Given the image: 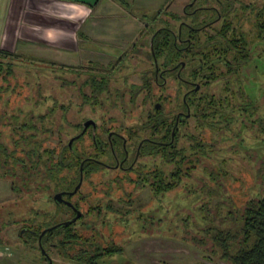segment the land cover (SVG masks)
<instances>
[{
    "label": "rangeland",
    "instance_id": "374dc122",
    "mask_svg": "<svg viewBox=\"0 0 264 264\" xmlns=\"http://www.w3.org/2000/svg\"><path fill=\"white\" fill-rule=\"evenodd\" d=\"M114 1L108 10L118 23L107 21L110 26L105 31L94 25L93 33H87L81 43L86 50L94 48L101 52V49L114 52L113 56L94 54L93 50L84 53L80 48L70 53L68 49L55 53L52 47V50L34 47L36 54L73 68L52 67L22 57L1 60L0 141L15 156L38 147L40 151L51 153L52 164L57 162L62 146L77 137L78 124L89 117L97 122V134L105 142L104 147L96 149L89 132L74 141L75 151L83 157L93 156L101 164L94 163L95 170L84 174L80 190L71 198L82 212L81 218L70 227L75 240L65 244L63 254L52 243L46 249L48 256L52 264H228L210 250L212 228L238 227L237 210L251 197L264 194V173L258 171L264 159V126L254 121L256 115L249 119L240 109L227 111L232 117L230 123L215 116L208 119L214 123L209 126L207 119L196 116L190 107V116L181 121L177 134V148H183L186 156L183 163L167 162L160 154L141 150L132 165L130 162L140 139L157 137L150 126L156 104H160L158 109L165 118L179 109L186 112L181 101L184 88L178 96L177 82L168 79L162 86L153 80L155 66L150 37L160 26L176 31L179 20L173 15L184 14L182 8L189 0ZM217 1L198 0V4L218 7ZM233 1L228 19L233 21L238 33L242 30L246 36L251 59L240 67L237 77L228 78L226 91L221 81L206 85L197 78L194 82L200 87L195 93L196 96L225 95L236 90L241 81L258 104L257 115L263 118L264 27L262 31L257 27L254 13L264 11V0ZM244 4L255 9L251 12L241 8ZM210 14L201 12L198 22L207 20ZM183 18L192 23L191 17ZM87 25H82L84 31L89 30ZM220 25L221 20L213 27ZM212 30L205 31L213 34ZM22 49L17 52L25 53ZM258 54H261L259 58ZM157 63L161 65L162 59ZM220 69L224 67L220 65ZM91 77L103 80L106 89L97 95L92 92L87 84ZM87 97L95 101L87 103ZM231 100L236 104L240 102ZM42 113L45 117L40 121L38 115ZM31 122L34 129L20 128L21 124ZM112 131L124 136L130 151V161L124 169L102 165L115 163L107 145ZM21 134L34 136L24 144L17 141L15 148L14 140ZM195 140L206 145L205 150L195 149ZM118 141L114 150L120 154L122 140ZM212 143L214 149L209 147ZM128 164L131 167L127 168ZM177 166L179 171L174 174ZM15 167L12 176L0 174V217L14 214L9 223L0 218V264H48L40 257L38 242L27 245L19 231L32 226L30 218L36 228L39 224L52 225L72 219V214L61 211L52 202L45 207L44 198H39L35 204L40 208L38 215H31L28 205L31 195H35L33 191H48L51 195L58 192L66 178L73 177L76 168L70 171L67 167L54 166L53 178L43 182L42 175L30 176L21 167ZM11 168L10 164L6 169L11 171ZM156 171L162 173L165 186L170 189L161 191L151 184L152 173ZM0 172H4L3 169ZM40 182L49 187L44 190ZM62 234L55 235L53 242H59ZM106 248L114 249L113 253L106 251L94 256V252Z\"/></svg>",
    "mask_w": 264,
    "mask_h": 264
},
{
    "label": "trees",
    "instance_id": "16d2710c",
    "mask_svg": "<svg viewBox=\"0 0 264 264\" xmlns=\"http://www.w3.org/2000/svg\"><path fill=\"white\" fill-rule=\"evenodd\" d=\"M214 1V0H213ZM219 1V0H218ZM223 2V5L220 6L221 14L223 20L221 21V25L215 28V33L208 34L205 29L201 31L196 29V33L194 34L191 42V46L188 47L185 44H182L177 38V35L174 36L170 28L165 26H160L152 38V49L155 52V57L158 59H162L161 65L159 67H170L173 63H177V66L180 65L182 59L185 62L186 66L189 69V75L192 76V80L199 79L203 81L204 84H209L210 82L221 81L224 84V89H228L229 77L231 75L239 74V69L242 65H246L249 63L251 59V52L248 51V41L243 31L237 32L235 26L233 25V21L228 19L231 10L233 9V0H220ZM241 8L249 9V11L253 12L255 8H253L250 4H244ZM210 9V8H209ZM212 12V10H208ZM205 8L203 10H198L192 14L194 25H202L203 22H198V17L201 12H208ZM214 15V12L211 13ZM176 19H180L179 15H173ZM254 20L258 21L257 27L262 31L263 23H264V11L256 10L254 13ZM211 17V16H210ZM209 17V19H210ZM241 16L238 17V20ZM198 31H200L198 33ZM183 32H187L186 27L183 26ZM203 34V36H201ZM261 55V54H260ZM258 54L257 58L260 57ZM18 57H22L21 59H26L29 62L37 61L41 63H45L52 67H68L73 68L72 66H68L62 62H56L46 59H41L37 57L23 56L18 53L8 52L4 49L0 48V71L2 70V61L4 59H17ZM2 60V61H1ZM56 65V66H54ZM220 65L224 67L220 69ZM186 66L183 71L186 72ZM9 68V67H8ZM186 76V75H185ZM103 80H97V78H89L87 80V84L92 88V92L96 93V95L102 90L106 89L103 84ZM238 88L231 93L228 94H220L218 96H214L213 94H201L200 96H196L195 92L190 91L186 95V102L189 107H193V112L196 113V116L199 115L203 119L214 118L215 116L218 119H223L226 122L230 123L232 117H229L228 110H236L240 109L244 113H247L249 119L254 117V121L260 127L264 126V117L257 115V102L252 99L246 89L244 88L241 81L239 82ZM163 86V84H162ZM232 94V95H231ZM231 98L238 99L240 102L238 104L232 102ZM95 100L85 99V102L89 103ZM182 101V100H181ZM182 107L185 108V104L182 102ZM155 115L150 116V126L153 128V131L159 132L162 136L166 137V140L170 138V131L172 129V124H168L167 119H163L160 113V109H155ZM42 116L44 113L38 115L39 120H43ZM41 117V118H40ZM45 117V116H44ZM186 119V118H185ZM184 119L181 121L183 122ZM212 121H208L209 126H214ZM202 123V122H200ZM211 123V124H210ZM181 124V123H180ZM178 126L174 132V140L172 143H167L165 146H161L157 148V146L147 145L142 147L141 150L149 151L151 153L160 154L161 157L167 162H173L175 164L183 163L186 156L184 155L183 148H177V134H178ZM34 124L23 123L20 125L21 129H34ZM34 134H21L17 140H14L15 148L17 146V141H22L23 144L29 139H32ZM29 138V139H28ZM79 137H75L74 139H78ZM194 138V136H192ZM194 140V139H193ZM101 142V141H100ZM75 142L72 144V148L67 145L62 146L59 159L57 162L53 163V156L51 153L46 150L40 151L38 147H33L29 150H24L23 155L15 156L13 151H10L5 147L0 141V170L3 169L4 172H0V174L7 173V176H12L14 174L13 170L16 168L15 166H19L23 169V172H27L30 176L35 174L42 175V181L46 180L49 182L51 178H53L55 167H67L68 170L76 168V171L73 177H67L65 182H63V188L71 189L74 188V182L77 181V166L81 159L78 156V152L75 151ZM213 143L209 145L211 149L213 148ZM192 147V146H191ZM204 146L199 140H195V149L205 150ZM75 148V149H74ZM23 149V148H22ZM66 152L69 155H66ZM11 159V161H10ZM85 166L88 167V170H93L95 167L93 166V162L85 159ZM12 165L11 171L10 169H6L7 165ZM53 165V166H51ZM55 166V167H54ZM180 166V165H178ZM177 170L174 171V174L178 173ZM90 168V169H89ZM53 169V170H52ZM47 171L45 175H43ZM258 171L264 173V159L262 160L261 166L258 168ZM68 173V172H67ZM70 173V172H69ZM88 174V173H87ZM153 186L156 189H160L161 191L170 189V186H165V179L162 177V173L153 172ZM173 178V174H171ZM46 181V182H47ZM42 187H49V184H44L40 182ZM39 186V187H40ZM42 191V190H41ZM40 190L33 191L35 195H31L32 197L29 200L28 211L29 213L37 214L39 213V209L37 204V200L41 197H45L46 206L48 207L49 203L52 202L56 207L63 211L62 205L58 202L52 200L51 194L48 191H42L41 194L38 195ZM46 212V209L44 213ZM239 214V226L238 227H226L219 228L214 227L213 234H211V248L210 250L213 253H218V257L228 264H264V194L259 196L251 197L247 200V202L237 210ZM41 213V212H40ZM42 213V214H44ZM8 214L3 218L5 223L12 222L14 218V214ZM28 214V213H27ZM35 215V218L37 217ZM50 216V215H49ZM12 219V220H10ZM29 222L32 223V226L23 227L19 231V236L22 240L29 246H33L34 242H38V250L40 252V257L46 259L45 254L47 253V247L54 243V246L62 252H64V246L66 243L75 240V236L70 232L71 224L61 223V226L55 227L50 231H46V233L39 240L38 237L42 232L44 226L39 224L36 228L33 226V218L29 219ZM60 224V223H59ZM63 233V237L58 242H53V238L55 235ZM114 249H102V251L97 250L94 252V256L102 255L106 251L108 254L113 253ZM117 250V249H116ZM82 255V254H81ZM84 255V254H83ZM88 257H91L88 253L86 254ZM49 258V256H48ZM51 260V258H49ZM48 259V260H49Z\"/></svg>",
    "mask_w": 264,
    "mask_h": 264
},
{
    "label": "crops",
    "instance_id": "0c3cea01",
    "mask_svg": "<svg viewBox=\"0 0 264 264\" xmlns=\"http://www.w3.org/2000/svg\"><path fill=\"white\" fill-rule=\"evenodd\" d=\"M106 3L108 0H0V48L18 53V49L22 47L25 50L21 54L23 56L51 61L56 60L36 54L34 47L43 50L54 48L55 53H64L66 49L70 53L80 48L81 52L91 53L93 50L94 54L113 56L114 52L108 53L101 49L98 52L94 48L86 50V46L81 44L87 33H93L94 25H99L105 31L110 26L106 24L107 21L118 23L108 10L109 4L115 1ZM101 7L102 10H99ZM118 16L121 18L119 14ZM102 20L104 22L101 25ZM86 23L89 30L84 31L82 25ZM79 61H82L81 57Z\"/></svg>",
    "mask_w": 264,
    "mask_h": 264
},
{
    "label": "flooded vegetation",
    "instance_id": "af4514ba",
    "mask_svg": "<svg viewBox=\"0 0 264 264\" xmlns=\"http://www.w3.org/2000/svg\"><path fill=\"white\" fill-rule=\"evenodd\" d=\"M206 2H208L209 0H205ZM168 2V1H167ZM169 3V2H168ZM218 3V7L214 6V5H210L209 3L207 5H200L198 4V0H189L182 8V12L184 14H179V16H183V17H191L192 18V23H189L185 20V18L181 17L179 19V24L177 26V29L176 31H173V35L176 36L177 35V38L182 44H185L187 45L188 47L191 46V42H192V38L194 36V34L196 33V29L198 30H202V29H205V30H210L211 28H213L214 30H212L214 33H215V27H213L215 24H217V22H219L220 20L222 21L223 20V17H222V14H221V9H220V6L223 5V2L222 1H217ZM168 5V4H167ZM166 5V6H167ZM203 8H205L207 11L208 10H212V12H205V13H213L214 12V15H208L207 17V20H204L202 21V25H194L193 23V16L192 14L195 13L196 11L198 10H203ZM210 8V9H209ZM159 13V11H158ZM211 16V17H210ZM210 17V19H209ZM155 20V19H154ZM183 26L186 27L187 29V32H183ZM160 28V27H157L153 33L151 34V37H150V45L152 44V38L154 36V33L155 31ZM202 28V29H201ZM198 31V33L200 32ZM150 52L153 56V59H154V70H153V80L156 84H159V85H162V84H165L167 82L168 79H171L175 82L178 83V86H179V89H178V96L180 94V92L182 91V89L184 88L183 90V94H182V102L185 104V110L186 112H183L182 109H179L178 111L174 112V114H172L169 118H165L163 117V119H170V121L168 122V124H172V129L170 131V138L169 140H166V137L162 136L161 133L159 132H156L157 134V137L155 136L154 138H142L140 139V141L138 142L137 146H136V154L134 155L133 159L131 160V164L133 165L138 157V154L141 152V148L142 147H145L147 146L148 144L149 145H153V146H157V148H160L161 146H165L167 143H172L173 140H174V132H175V129L176 127L178 126V124L181 123V120L182 119H185V118H188L190 116V107L188 105V103L186 102V95L192 91V92H196L197 90H199V87L200 85L197 84L196 82H194V80H192V76L189 75V69L185 62L184 61H181L180 62V65L177 66V63H173L170 67H159L158 63H157V58L155 57V52L154 50L152 49V46L150 47ZM186 66L187 70H185L186 72L183 71L184 67ZM95 73H98V70H95ZM186 75V76H185ZM195 86H198V88H196ZM194 87H195V90H194ZM182 88V89H181ZM158 105V107L155 106V108H159L160 107V104H156ZM89 122L87 126H84L85 122ZM93 121L94 122V125L93 123L91 122ZM78 129H79V134L77 135L78 137H81L83 136L84 134H86L87 132H89L90 134V137L92 139V143L94 145V147L96 149H101L102 147L105 146V142L101 140L100 136H98L97 134V122L92 119V118H85L84 120H82V122L80 124H78ZM121 139L122 140V143H121V148H119L118 151H121L122 150V153L118 154L117 151L114 150V146L117 144L118 145V139ZM76 139L73 138V140L71 141V143L69 144L68 142V147L69 148H72V144L73 142L75 141ZM101 141V142H100ZM107 145L108 147H110L111 149V152H112V155H113V158H114V161L115 163L113 165H106L104 163H102V165L106 166V167H112V168H120V169H124L125 168V164L130 161V151L128 150V146L126 144V139L124 138V136H122L121 134L117 133V132H110L108 134V141H107ZM120 147V146H118ZM121 149V150H120ZM78 156L81 157L80 161H79V164H78V169H77V181L80 182L77 190L73 193H70L71 191H73V189L75 188V186L78 184H75L74 185V188L71 189H66V188H61L58 192H61L62 195H61V199H63L62 202H58L59 204H61L63 210L66 212V213H70L72 214V219L76 216V213L77 211H79V216L74 220V221H71L69 224H72L73 222L79 220L82 216V212L79 210V208L71 201V198L78 193V191L80 190L81 188V185H82V182H83V176L84 174H87L89 173L90 171L88 170V167L85 166V159H88V161H91L93 163H100L98 160L95 159V157L93 156H86V157H83L82 154L78 153ZM131 164H128L127 165V168L128 167H131ZM90 169V168H89ZM95 170V168L93 169ZM57 193V192H55ZM54 194L51 195L52 197V200L56 201L54 199ZM41 198V197H40ZM44 199H46L45 197H43ZM57 202V201H56ZM71 204H70V203ZM71 220V219H69ZM68 219L67 220H64V221H60L58 223H56L58 226H61L62 222H67L69 221ZM60 223V224H59ZM56 224H52V225H47V226H44V228L42 229L45 230L44 233L40 234L38 239L40 240L41 237L46 233V231H50L52 229H54L55 227H58ZM56 225L55 227H53L52 229H48L49 227H52ZM52 245V244H51ZM47 258V262L49 261L48 259V255L45 254V256ZM51 264H52V260H51Z\"/></svg>",
    "mask_w": 264,
    "mask_h": 264
},
{
    "label": "water",
    "instance_id": "95a60500",
    "mask_svg": "<svg viewBox=\"0 0 264 264\" xmlns=\"http://www.w3.org/2000/svg\"><path fill=\"white\" fill-rule=\"evenodd\" d=\"M196 88H198V86H196ZM156 107H158V105H156ZM91 122H92L93 125H94V122H93V121H91ZM88 123H89L88 121L85 122L84 126H87ZM72 140H73L72 138L69 140V144L71 143ZM79 184H80V182H78V184L75 186V188L73 189V191H71L70 193L75 192V191L77 190ZM61 195H62L61 192H57V193H55V195H54V199H55L57 202H62L63 199H61ZM69 203H70V202H69ZM70 204H71V203H70ZM78 216H79V211H77L76 216H75L73 219H71V220H69V221H67V222H64V223H65V224L70 223L71 221H74ZM56 225H57V224H56ZM56 225H54V226H52V227H49L48 229H52V228L55 227ZM44 231H45V230H43V231L41 232V234L44 233ZM48 264H51V260H50V259H49V261H48Z\"/></svg>",
    "mask_w": 264,
    "mask_h": 264
}]
</instances>
